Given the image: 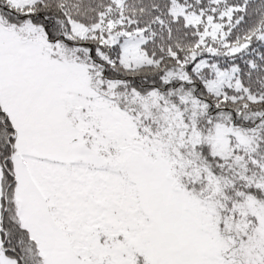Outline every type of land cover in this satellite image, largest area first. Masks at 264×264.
Returning <instances> with one entry per match:
<instances>
[{"label": "snow or ice", "instance_id": "obj_1", "mask_svg": "<svg viewBox=\"0 0 264 264\" xmlns=\"http://www.w3.org/2000/svg\"><path fill=\"white\" fill-rule=\"evenodd\" d=\"M0 264H264V0H0Z\"/></svg>", "mask_w": 264, "mask_h": 264}]
</instances>
